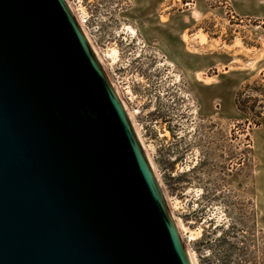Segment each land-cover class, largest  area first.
Instances as JSON below:
<instances>
[{
    "label": "water",
    "instance_id": "95a60500",
    "mask_svg": "<svg viewBox=\"0 0 264 264\" xmlns=\"http://www.w3.org/2000/svg\"><path fill=\"white\" fill-rule=\"evenodd\" d=\"M0 264H192L66 0H0Z\"/></svg>",
    "mask_w": 264,
    "mask_h": 264
},
{
    "label": "rangeland",
    "instance_id": "374dc122",
    "mask_svg": "<svg viewBox=\"0 0 264 264\" xmlns=\"http://www.w3.org/2000/svg\"><path fill=\"white\" fill-rule=\"evenodd\" d=\"M69 2L131 112L194 264H264L255 147L264 125L234 105L245 83L264 88V0ZM252 96L259 101L246 105L264 117V96Z\"/></svg>",
    "mask_w": 264,
    "mask_h": 264
},
{
    "label": "trees",
    "instance_id": "16d2710c",
    "mask_svg": "<svg viewBox=\"0 0 264 264\" xmlns=\"http://www.w3.org/2000/svg\"><path fill=\"white\" fill-rule=\"evenodd\" d=\"M256 81L253 82V84L245 83L242 85L238 91L235 93L234 96V105L236 109L241 112L244 115H247L249 117L253 118V122L256 126H262L264 125V117H260V112L255 111V106H247L246 103L248 101H252L253 103L259 101V99L255 96L253 97L252 94H261L264 96V88L260 89L255 86ZM250 93H246L249 92ZM254 92V93H253ZM262 108L264 109V104L261 105ZM259 118V119H256Z\"/></svg>",
    "mask_w": 264,
    "mask_h": 264
},
{
    "label": "bare ground",
    "instance_id": "6f19581e",
    "mask_svg": "<svg viewBox=\"0 0 264 264\" xmlns=\"http://www.w3.org/2000/svg\"><path fill=\"white\" fill-rule=\"evenodd\" d=\"M66 2H67V4L69 5V7H70V9L72 10V12L74 13L75 17L77 18V20H78V22H79V24H80L82 30L84 31L85 35L87 36V38H88V40H89L91 46L93 47V49H94V51H95L97 57L99 58L101 64L103 65L104 69L106 70V72H107V74H108V76H109V78H110V80H111V82H112V84H113V86H114V88H115L117 94L119 95V97H120V99H121V102H122V104H123L125 110L127 111L128 115H129V117H130V119H131V121H132V124H133V126H134V128H135V131H136V133H137V135H138V137H139V140L141 141V144H142V146H143V148H144V150H145V152H146V155H147V157L149 158V161H150V163H151V165H152V167H153V170H154V172H155V174H156V176H157L159 182L161 183V181H160V179H159V176H158V173H157V171H156V169H155V167H154V165H153V163H152V161H151V158H150V155H149V153H148V150H147L145 144L143 143V140H142V138H141V135H140V133H139V130H138V128H137V126H136V124H135V122H134V120H133V117H132V115H131V112L129 111V109H128L126 103L124 102V100L122 99L121 94H120V91H119L117 85H116V84L113 82V80L111 79L110 74H109V71H108L107 67L105 66V63H104L103 59L101 58V56L99 55V52L97 51V49L95 48L93 42L91 41V39H90V37H89V35H88L86 29H85V26H84V24H83L82 18L79 16V14H78V13L76 12V10L73 8V6L70 4L69 0H66ZM161 186H162V184H161ZM162 188H163V186H162ZM163 190H164V189H163ZM164 193H165V191H164ZM165 197H166L167 203H168V205H169V207H170V209H171L172 216H173V218H174V220H175V222H176V224H177V227H178V229H179V231H180V234H181V236H182V238H183V233H182L181 225H180L179 221L177 220V218L175 217V215H174V213H173V207H172V204H171L170 199H169V197L167 196L166 193H165ZM183 240H184V239H183ZM184 243H185V241H184ZM185 247H186V250H187V252H188V254H189V258H190V260H191V263L194 264V261H193L194 258H193V257L191 256V254L189 253V250L187 249L186 243H185Z\"/></svg>",
    "mask_w": 264,
    "mask_h": 264
},
{
    "label": "crops",
    "instance_id": "0c3cea01",
    "mask_svg": "<svg viewBox=\"0 0 264 264\" xmlns=\"http://www.w3.org/2000/svg\"><path fill=\"white\" fill-rule=\"evenodd\" d=\"M259 134L263 135L260 139H258V135L255 137V147L260 150L258 157L259 176L256 178L259 197L256 202V208L260 222L264 226V131H261Z\"/></svg>",
    "mask_w": 264,
    "mask_h": 264
}]
</instances>
